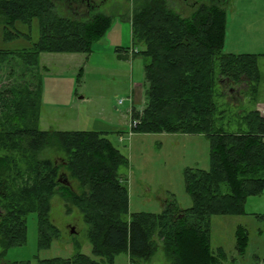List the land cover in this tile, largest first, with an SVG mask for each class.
<instances>
[{"label": "trees", "instance_id": "trees-1", "mask_svg": "<svg viewBox=\"0 0 264 264\" xmlns=\"http://www.w3.org/2000/svg\"><path fill=\"white\" fill-rule=\"evenodd\" d=\"M70 1L0 0L5 29L16 19L28 22L34 17L41 27L31 49L0 53V63L15 57L23 68L34 70L42 53H90L111 18L97 13L82 20L93 9L92 0L82 9ZM230 1L198 0L189 6L190 0H185L188 10L173 8L168 0H142L130 19L132 40L143 46L139 54L146 60L145 101L141 110H130V122H135L131 132L197 134L209 141V170L184 172L189 209L165 199L159 214H130L127 184L118 174L128 160L104 132L40 130L38 79L33 87L23 80L17 87L0 89V264H5L9 248L25 243L28 214L37 216L42 246L59 236L49 221L54 195L81 213L92 254L99 261L77 253L39 264H114L120 252L128 254L129 264H147L159 245L169 264H223L225 252L211 249L210 218L243 215L247 198L264 188V117L254 109L237 112L240 123L234 131L218 124V85H245L256 105L257 61L264 56L222 52ZM223 84L220 94L227 98ZM44 150L60 161L41 158ZM247 242L246 228L238 226L239 255Z\"/></svg>", "mask_w": 264, "mask_h": 264}, {"label": "rangeland", "instance_id": "rangeland-1", "mask_svg": "<svg viewBox=\"0 0 264 264\" xmlns=\"http://www.w3.org/2000/svg\"><path fill=\"white\" fill-rule=\"evenodd\" d=\"M168 1L173 8L191 9L185 0ZM141 2L92 0L93 9L80 19L102 13L111 18V23L104 35L92 44L90 53H42L34 70L23 68L17 58L12 57L0 63V89L17 87L23 80L33 87L37 79L40 80L38 128L104 132L113 147L128 160L118 174L127 184L129 213L159 214L165 199L173 200L181 209L192 206L185 190L184 172L209 170V141L206 136L197 134L131 132L130 110L132 107L142 109L146 89V60L139 54L143 46L132 40L130 24L133 10ZM194 2L198 0H190L189 6ZM57 6V10L64 13L61 6ZM227 6L222 52L264 55V0H231ZM40 33L36 17L28 22L16 19L7 29L0 23V53L29 50L38 42ZM134 51L136 54H132ZM257 67L260 73L258 106L250 100L245 85L228 89L221 82L227 98L220 94L222 84L215 91L214 100L222 112L218 115V124L228 131L238 128L237 112L264 105V56L258 58ZM40 157L60 161L50 150H44ZM72 184L76 188V183ZM49 221L58 229L59 236L42 246L37 216L28 214L25 243L9 248L3 256L4 263L39 264L44 260L70 259L77 253L99 261L92 254L81 213L58 195L50 199ZM238 226L246 228L248 233L241 255L235 250ZM210 244L212 251L221 248L227 255L223 264H264V188L260 195L247 198L243 215L210 218ZM114 264H129L128 254L118 253ZM147 264H169L161 245Z\"/></svg>", "mask_w": 264, "mask_h": 264}, {"label": "flooded vegetation", "instance_id": "flooded-vegetation-1", "mask_svg": "<svg viewBox=\"0 0 264 264\" xmlns=\"http://www.w3.org/2000/svg\"><path fill=\"white\" fill-rule=\"evenodd\" d=\"M66 1H67V0H66ZM78 1H79V2H78ZM70 3H71V5H72L74 8H76V9H78L79 7H81V8H79V9H82V7H89L88 0H77V1H75V0H71ZM230 92H231V91H230Z\"/></svg>", "mask_w": 264, "mask_h": 264}, {"label": "built area", "instance_id": "built-area-1", "mask_svg": "<svg viewBox=\"0 0 264 264\" xmlns=\"http://www.w3.org/2000/svg\"><path fill=\"white\" fill-rule=\"evenodd\" d=\"M258 112L260 113L261 116L264 117V105L261 107H258ZM135 124L134 121L131 122L130 126H133Z\"/></svg>", "mask_w": 264, "mask_h": 264}, {"label": "water", "instance_id": "water-1", "mask_svg": "<svg viewBox=\"0 0 264 264\" xmlns=\"http://www.w3.org/2000/svg\"><path fill=\"white\" fill-rule=\"evenodd\" d=\"M59 182H61L62 184H65V185H68L67 181L66 180H59ZM74 230H71V232H73Z\"/></svg>", "mask_w": 264, "mask_h": 264}, {"label": "crops", "instance_id": "crops-1", "mask_svg": "<svg viewBox=\"0 0 264 264\" xmlns=\"http://www.w3.org/2000/svg\"><path fill=\"white\" fill-rule=\"evenodd\" d=\"M245 53H250V52H245ZM250 54H251V53H250ZM259 104H260V103L257 102V103H256V106H258Z\"/></svg>", "mask_w": 264, "mask_h": 264}]
</instances>
